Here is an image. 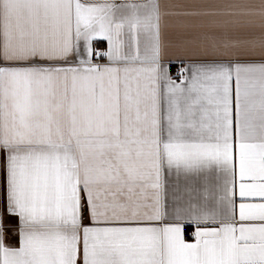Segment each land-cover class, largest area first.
<instances>
[{
  "label": "snow or ice",
  "instance_id": "6c2138e0",
  "mask_svg": "<svg viewBox=\"0 0 264 264\" xmlns=\"http://www.w3.org/2000/svg\"><path fill=\"white\" fill-rule=\"evenodd\" d=\"M0 264H264V0H0Z\"/></svg>",
  "mask_w": 264,
  "mask_h": 264
},
{
  "label": "crops",
  "instance_id": "0c3cea01",
  "mask_svg": "<svg viewBox=\"0 0 264 264\" xmlns=\"http://www.w3.org/2000/svg\"><path fill=\"white\" fill-rule=\"evenodd\" d=\"M175 23V22H173ZM170 74L175 77L177 72L181 69V63L179 60L174 59L172 63L168 65Z\"/></svg>",
  "mask_w": 264,
  "mask_h": 264
}]
</instances>
